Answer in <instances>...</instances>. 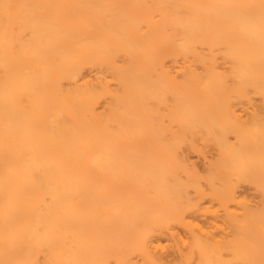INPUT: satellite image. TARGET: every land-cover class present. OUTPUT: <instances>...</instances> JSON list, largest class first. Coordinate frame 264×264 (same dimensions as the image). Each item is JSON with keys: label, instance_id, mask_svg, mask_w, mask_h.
<instances>
[{"label": "bare ground", "instance_id": "bare-ground-1", "mask_svg": "<svg viewBox=\"0 0 264 264\" xmlns=\"http://www.w3.org/2000/svg\"><path fill=\"white\" fill-rule=\"evenodd\" d=\"M248 179L264 0H0V264H264Z\"/></svg>", "mask_w": 264, "mask_h": 264}, {"label": "rangeland", "instance_id": "rangeland-1", "mask_svg": "<svg viewBox=\"0 0 264 264\" xmlns=\"http://www.w3.org/2000/svg\"><path fill=\"white\" fill-rule=\"evenodd\" d=\"M209 152H210V154L213 153V151H211V150H209ZM189 158L191 161L193 160L192 162H194L198 168L203 167V160L201 158L197 157L196 154L190 153ZM237 192H238V194H240V196H241L240 198L244 199V201L246 203V206L244 208H248L251 210L262 209V206L264 205V198H263L264 195H263V193H261L260 188L257 187L256 183L252 182L249 179L246 181H242L238 184ZM229 210L231 212H235L237 214L241 213V211H242L240 205L235 204V203L229 204ZM239 218H243V211H242V214L239 216ZM228 234H229V236L232 235L231 223L229 224V227H228ZM169 253H171V252H169ZM168 257H171V254ZM231 263L232 264H241L240 262H235V261L234 262L232 261Z\"/></svg>", "mask_w": 264, "mask_h": 264}]
</instances>
